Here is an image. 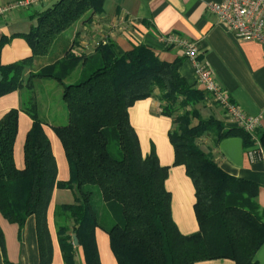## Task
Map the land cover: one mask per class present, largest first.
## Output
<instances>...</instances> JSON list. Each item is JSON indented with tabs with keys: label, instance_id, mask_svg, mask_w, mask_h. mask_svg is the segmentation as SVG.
Listing matches in <instances>:
<instances>
[{
	"label": "trees",
	"instance_id": "1",
	"mask_svg": "<svg viewBox=\"0 0 264 264\" xmlns=\"http://www.w3.org/2000/svg\"><path fill=\"white\" fill-rule=\"evenodd\" d=\"M102 4L103 0H57L35 15L30 31L21 34L32 56L6 66L1 52L10 40L0 39V97L14 91L24 94L21 108L0 118V212L20 231L30 217L37 218L41 264L52 262L47 209L56 189L70 190L74 196L73 203L54 208L66 264H76L79 247L86 264H101L94 235L98 228L109 235L118 264H196L218 259L258 264L255 254L264 244V220L256 202L259 186L230 176L204 145L207 136L214 146L230 137L242 138L247 148L255 141L241 128L202 117L197 106L206 92L196 83L189 85L179 73L181 60L162 61L144 44L119 54L107 40L93 55L66 50L55 63L33 70L35 58L46 57L58 36L87 12L101 13ZM81 69L76 82L65 83ZM43 80L63 86L66 124L42 120L37 97L25 98V92H33ZM153 96L160 102V113L174 121L168 137L174 165L185 166L194 183L199 229L191 235L178 231L172 218V196L166 188L169 168L160 165L154 150L145 157L141 154L130 120V108ZM20 111L33 122L24 143L23 170L14 158ZM45 127L56 133L66 152L71 172L67 182L58 180V164ZM258 139L264 149V133ZM3 237L0 229L4 264H13L6 257Z\"/></svg>",
	"mask_w": 264,
	"mask_h": 264
},
{
	"label": "crops",
	"instance_id": "2",
	"mask_svg": "<svg viewBox=\"0 0 264 264\" xmlns=\"http://www.w3.org/2000/svg\"><path fill=\"white\" fill-rule=\"evenodd\" d=\"M17 1L20 0H0V7L4 8ZM56 1L51 0L29 8L14 9L0 15V39L4 36L10 40L1 52V60L5 66L32 56L30 46L21 34L30 31L35 23V15ZM221 1L103 0L101 13L87 12L72 27L70 26L58 36L50 53L43 57L46 61L43 62L40 58L34 59V63L37 62L36 65L39 64V60L41 62L36 69L51 65L63 58L66 50H72V53L76 55H93L96 51L93 42L104 37L115 44V49L119 54H125L137 45L144 44L153 49L162 61L172 63L181 60L179 73L189 85H193L195 79L192 63L185 59L180 48L164 46L160 40L163 35L177 34L197 43L196 45L202 52L201 58L212 67L218 84L228 93L231 101L240 106L248 116L261 118V126L256 135L259 138L260 134L264 133L263 47L259 43L237 38L219 22L215 14L208 9L207 4ZM56 48H58L57 51H54ZM53 53H56L54 57H52ZM197 89L200 88L197 87ZM23 96L22 91H14L0 97V118L12 109H20ZM156 98L153 96V98L148 97L136 102L130 108V120L140 140L141 154L145 157L154 150L160 165L169 168L166 188L172 196V218L178 231L184 235H191L199 229L194 209L196 202L194 183L187 175L185 166L174 165V149L168 139L169 132L174 127V121L173 118L160 113V102ZM197 108L203 118L214 117L227 127L233 126L225 111L213 101L209 93H206L205 100ZM18 119L19 128L14 144V158L17 168L23 170L25 168V159L22 158L23 144L33 122L23 111H20ZM45 131L51 140L58 164L59 155L65 154L62 143L54 131L48 130V127H45ZM55 145H57L56 148ZM204 145L211 149L221 169L230 176L252 181L259 186L256 202L259 215L264 220V159L253 161L248 152L249 148L240 137L226 138L214 146L212 138L207 136L204 139ZM65 161L62 155L63 169ZM73 202L74 196L70 190L56 189L49 209H47L49 236H51L53 247L51 264H66L57 236L54 208L60 203ZM36 223L37 218L32 216L20 231L18 224H11L0 212V229L4 235L6 257L11 263L41 264ZM94 235L101 264H118L110 247L109 236L99 228L96 229ZM77 249L76 264H86L83 248ZM1 250L0 245V264H4V255ZM255 255L258 264H264V244ZM196 264L236 263L230 259H218L201 261Z\"/></svg>",
	"mask_w": 264,
	"mask_h": 264
},
{
	"label": "built area",
	"instance_id": "3",
	"mask_svg": "<svg viewBox=\"0 0 264 264\" xmlns=\"http://www.w3.org/2000/svg\"><path fill=\"white\" fill-rule=\"evenodd\" d=\"M49 1L51 0H20L4 8L0 7V15ZM207 5L219 22L237 38L259 43L263 47L264 56V0H222ZM160 40L164 46L177 47L183 51L185 59L193 65L195 85L211 95L213 101L225 111L233 126L243 129L252 136L255 145L248 150L250 158L253 161L264 159V149L256 136L261 126V118L248 116L240 106L231 101L228 93L218 84L212 67L201 58L202 52L197 43L173 33L163 35ZM106 42V38L100 37L93 42L94 49Z\"/></svg>",
	"mask_w": 264,
	"mask_h": 264
},
{
	"label": "rangeland",
	"instance_id": "4",
	"mask_svg": "<svg viewBox=\"0 0 264 264\" xmlns=\"http://www.w3.org/2000/svg\"><path fill=\"white\" fill-rule=\"evenodd\" d=\"M57 49L58 48H56V50H54V51H57ZM55 55H56V53H53L52 57H54ZM42 61L44 62V61H46V59L44 58V60H43V58H42ZM36 63L37 62L32 64L33 69L38 68V65L41 64L40 60H39V64L36 65ZM81 71H82V69L77 70L73 75L69 76L65 80V83L68 84V83L76 82L79 78V75L81 74ZM62 89H63V86L57 81L43 80V81L37 82V84H35L33 92L32 91L30 93L25 92V94H26L25 98L27 99L30 97H33V98L37 97L39 118L48 122L51 125H63V124L67 123V117H66L67 108H66V104H64V101H63V97H62L63 96V90ZM34 93L36 96L33 95ZM48 130H51V128L48 127ZM145 134L146 133L144 132V135ZM115 145L116 144L114 143L112 146L113 147L112 149H113V152L116 154L117 148L115 147ZM56 146L57 145H55V148H56ZM17 147L15 149V157H16ZM63 149H64V147H63ZM64 152H65V150H64ZM62 155L66 159L64 169H63L64 166H62ZM65 155H66V152H65V154L59 155V161H58L59 180L62 182H67L71 178V172L69 170L70 167H69L68 159H67V156H65ZM24 156H25V154H24V146H23V157L22 158H24ZM98 197H99V195H96V199H98ZM60 204H63V203H60ZM109 240H110V238H109Z\"/></svg>",
	"mask_w": 264,
	"mask_h": 264
},
{
	"label": "water",
	"instance_id": "5",
	"mask_svg": "<svg viewBox=\"0 0 264 264\" xmlns=\"http://www.w3.org/2000/svg\"><path fill=\"white\" fill-rule=\"evenodd\" d=\"M74 244H75V246L79 245L78 238L76 236L74 237Z\"/></svg>",
	"mask_w": 264,
	"mask_h": 264
}]
</instances>
